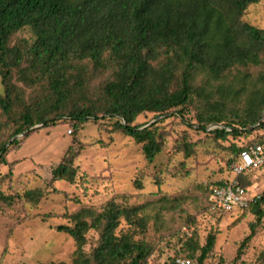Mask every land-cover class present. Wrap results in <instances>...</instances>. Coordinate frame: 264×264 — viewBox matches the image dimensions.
I'll return each instance as SVG.
<instances>
[{"label": "trees", "instance_id": "16d2710c", "mask_svg": "<svg viewBox=\"0 0 264 264\" xmlns=\"http://www.w3.org/2000/svg\"><path fill=\"white\" fill-rule=\"evenodd\" d=\"M260 1L0 0V114L6 119L0 121V168L8 166L6 175H12L7 155L20 146L17 135L64 118L74 127L90 119L108 121L141 144L144 158L153 162L162 151L158 126L136 123L140 115L160 117L176 111L183 116L197 93L193 75L198 70L218 82L228 75L236 77L240 68L264 64V31L242 20L246 9ZM23 31L29 37L12 43ZM97 77L101 80L91 88ZM15 80L40 91L25 99ZM224 108L219 104L210 114H198V129L224 141L249 136L245 144H231L238 159L241 151L264 139V120L258 123L264 113V73L244 110L232 111L228 118ZM182 149L189 155L191 144L185 142ZM74 157L69 146L51 170L52 183L74 182ZM237 179L243 186L252 183L250 175ZM229 181L208 187L206 211L212 212V187ZM44 194L41 188L15 195L0 190V200L10 205L14 198H23L35 204ZM158 201V210H166L175 200L163 196ZM244 210L260 222L264 190L262 199ZM148 211L147 204H130L127 196H120L100 208L81 207L55 230L74 241L71 264H148L154 248L143 235L148 221L158 216ZM122 220L126 230L120 228ZM90 231L98 237L87 252ZM215 242L216 232L206 236L204 245L193 236L185 238L186 254L173 256L167 264H179L177 259L205 264Z\"/></svg>", "mask_w": 264, "mask_h": 264}, {"label": "rangeland", "instance_id": "374dc122", "mask_svg": "<svg viewBox=\"0 0 264 264\" xmlns=\"http://www.w3.org/2000/svg\"><path fill=\"white\" fill-rule=\"evenodd\" d=\"M242 20L264 31V0L249 6ZM28 37L26 31L19 32L12 43ZM237 71L236 77L228 75L218 82L196 71L193 85L197 93L183 116L170 111L160 117L145 113L137 118L136 123L144 126L157 123L162 151L153 162L144 158L141 144L103 120L90 119L74 127L64 118L55 125L17 135L21 144L7 155L12 175H6L8 166H1L0 190L15 195L41 188L45 194L35 204L23 198H14L10 205L0 200V264H71L74 241L55 227L66 223L67 216L81 207L100 208L120 196H127L130 204H147L151 216L158 214L148 221L143 235L154 248L148 264H167L173 256L186 254L183 240L188 236L178 231L181 226L189 228L200 245L205 244L209 233L216 232L215 245L205 264H264V217L258 222L250 210L231 214L206 211L208 187L233 176L231 165L237 154L231 148L232 142L245 144L250 137L217 140L198 129L196 116L210 114L212 108L222 104L224 114L230 118L232 111L241 112L248 106L253 90L260 84L264 64ZM100 77L93 80L91 88L97 87ZM15 83L24 91L25 99L40 91ZM5 120L0 114V121ZM185 142L191 144L189 155L182 149ZM69 146L75 153L77 176L72 183H52L51 170ZM253 175L257 177L254 188L264 189V169ZM163 196L175 201L171 208L158 210V199ZM120 228L127 229L124 220ZM247 236L248 241L242 245ZM97 237L96 232H89L87 252L95 246Z\"/></svg>", "mask_w": 264, "mask_h": 264}, {"label": "built area", "instance_id": "2783aa9c", "mask_svg": "<svg viewBox=\"0 0 264 264\" xmlns=\"http://www.w3.org/2000/svg\"><path fill=\"white\" fill-rule=\"evenodd\" d=\"M261 169H264V139L239 153L237 161L231 165L233 176L227 185L212 187L208 198L210 209L214 212L231 214L259 202L264 189L254 188L257 177L253 174ZM241 175H250L252 183L249 186L240 184L237 177ZM181 233L191 236V230L186 226L181 228ZM176 261L179 264H189L187 260Z\"/></svg>", "mask_w": 264, "mask_h": 264}, {"label": "water", "instance_id": "95a60500", "mask_svg": "<svg viewBox=\"0 0 264 264\" xmlns=\"http://www.w3.org/2000/svg\"><path fill=\"white\" fill-rule=\"evenodd\" d=\"M263 120H264V113H263V115L261 116V118H260V120L258 121V123L261 122V121H263ZM258 123H257V124H258ZM43 125H44V123H41V124L35 126L34 128H38V127H41V126H43ZM32 129H33V128H32ZM28 132H29V131L23 133L22 135H26V134H28Z\"/></svg>", "mask_w": 264, "mask_h": 264}]
</instances>
